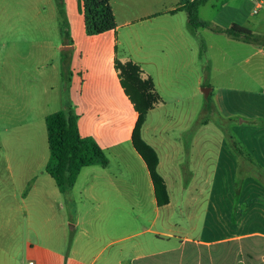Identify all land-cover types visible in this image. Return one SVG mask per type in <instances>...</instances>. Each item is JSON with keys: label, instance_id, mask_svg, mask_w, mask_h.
Wrapping results in <instances>:
<instances>
[{"label": "crops", "instance_id": "crops-1", "mask_svg": "<svg viewBox=\"0 0 264 264\" xmlns=\"http://www.w3.org/2000/svg\"><path fill=\"white\" fill-rule=\"evenodd\" d=\"M110 1L115 29L90 35L84 13L75 17L66 9L69 38L59 43L69 62V100L80 133L99 143L110 164L84 166L70 197L64 195L46 171V116L57 110H48L46 96L27 105L31 116L18 130L39 128L47 144L38 148L29 140L33 152L9 156V171L0 174L8 183L0 189V264H21L25 258L34 259L30 264H264V33L241 10L226 14L230 8L224 6L211 21L242 25L262 43L241 41L251 49L244 58L215 65L208 38L206 44L198 40L202 30L222 35L228 44L233 39L207 28L193 32L179 0ZM210 1L200 7L203 20L208 19L201 9ZM40 13L39 0H0V24L19 38L31 39ZM52 56L42 44L21 55L56 70ZM127 61L153 79L162 98L147 112L141 136L157 153V171L169 194L164 205L158 204L148 165L132 142L138 112L116 68ZM54 82L47 74L42 93L54 92ZM204 82L222 115L242 117L230 129L243 154L209 121L197 127L188 147L180 140L202 110ZM172 105L180 115L186 111L187 124L179 131L180 116ZM230 161L229 168L222 164Z\"/></svg>", "mask_w": 264, "mask_h": 264}, {"label": "rangeland", "instance_id": "rangeland-1", "mask_svg": "<svg viewBox=\"0 0 264 264\" xmlns=\"http://www.w3.org/2000/svg\"><path fill=\"white\" fill-rule=\"evenodd\" d=\"M51 1L52 2L50 6L47 0H39V6L42 9V13L33 19V32L31 39H26V37L19 38L16 33L12 32L8 25L5 23L0 24V174L8 173L9 169L7 165V159L9 156H15L16 158H19L24 157V155H29L31 152H33L34 148L29 140L36 142L38 148L39 146L44 147L45 143L47 144V138L46 136L42 137L40 133L41 130L39 128H37L36 131L33 128L26 133L23 130H18L19 124L23 123L20 122L28 119L31 116L27 109V105H38L42 103L41 97L46 96L50 102L48 110L53 112L55 110L64 108L69 101V83L67 82V77L70 78V69L65 70L63 68V61L66 59V57L63 50L59 46L60 41L65 37L61 32L60 26L61 12L57 0ZM262 1L263 6L258 9L257 13H254V5L250 0H211L201 9V14L204 18L211 21L218 10L223 9L224 6L230 8L225 10L226 14L231 12V8H235V11L241 10L242 13H245L251 22L256 21L260 32L264 33V0ZM213 5L215 7H213ZM66 9H70L72 16L74 15L76 17L78 11L83 13L82 1L70 0V4L68 6L67 0H64L63 10L65 15ZM213 23L216 24L215 22ZM67 28L68 25L66 29ZM188 28H190L189 25ZM201 30L202 29H200V31ZM202 31L203 32H201L199 35L198 40L202 39L204 41V37L208 38L209 43L212 44V48H210L209 51L210 59H213L215 65H218L219 63L240 60L248 54L247 51L251 50L249 48V44H244L242 43L243 41L238 42L239 40L233 39L231 40V43L228 44L226 42L227 38L223 37L222 35L216 36L211 32L206 35V30L203 29ZM215 37H219V39L216 40ZM204 42L206 44L207 40ZM41 44L42 47L45 45L48 46L50 54L53 55L51 58L57 65L56 70H54L49 65L45 67L42 63L36 64L35 58L29 57L25 59L21 57L22 54L24 55L25 51H35L36 47ZM232 46H238V49L234 50L231 48ZM14 49L16 51H14ZM210 64L211 61L209 62V65ZM241 65L242 67L246 66L245 64ZM207 69L210 70V67ZM207 69L205 68L204 72ZM47 74L51 81L55 80L53 83V86H55V91L44 94L42 93V82ZM218 78L221 79V76ZM218 78L215 79L213 84L216 88L221 86V82ZM207 84L208 83L204 82L201 88L203 97L202 108L205 106L207 99L204 89L210 88V86ZM209 103L210 111L205 118L210 123L225 130L226 138L229 141L228 143L230 146H232L231 137H233L234 133L231 132V125L240 122L242 117L235 116L232 117V119H228L222 115L215 105L213 95L209 97ZM173 105L177 106V103ZM173 105L170 106V109L172 112H176L177 108H175ZM180 107L181 105L179 108ZM186 108L188 107L186 106ZM180 112H182L181 109H178V112H176V114L180 117L175 120V122H177L175 124V131H179L178 129L185 127L187 124L186 111L184 110V114L182 115L179 114ZM200 115L201 110L198 112L197 117L192 123L191 127L185 131V133H182L179 136L180 140L185 143L186 147L189 146L190 140L193 138V135L196 132L197 128H195V123ZM25 137H27V139ZM233 139L236 140L235 137ZM227 150L229 151L231 149L227 148ZM238 157L240 156L238 155ZM238 159L240 161V166H243L242 162L244 160L242 158ZM187 160L188 154L185 157V161ZM229 163L222 164L226 168L233 166L231 161ZM184 164L183 166H185ZM246 169L247 166H244V168L242 167L239 169V172L243 174L247 171ZM241 182L243 183V187L245 184L247 185V181ZM5 188H8V183L6 178L2 176V180H0V189ZM30 260L34 261V259H22L21 264H30Z\"/></svg>", "mask_w": 264, "mask_h": 264}, {"label": "trees", "instance_id": "trees-1", "mask_svg": "<svg viewBox=\"0 0 264 264\" xmlns=\"http://www.w3.org/2000/svg\"><path fill=\"white\" fill-rule=\"evenodd\" d=\"M81 1L88 34H100L115 29L117 22L110 0ZM208 1L179 0L180 9L186 12L188 25L193 32L199 28H207L212 32L224 34L231 39L246 43H262L260 36L242 25L232 24L229 27H222L212 21L201 19L199 15L200 7ZM57 3L61 12V31L65 36L64 39H68L69 33L66 29L68 23L63 10L64 0H57ZM68 64V59H64L63 68L65 70H69ZM116 68L120 70L122 86L138 112V119L132 134V142L148 165L158 204H167L169 202V194L165 180L157 171V153L141 136V127L146 119L147 112L162 102V98L155 89L153 79L150 76L144 78L142 75L143 71L138 64L133 61L117 62ZM67 82L70 84V78L68 77ZM210 96L211 94L208 95L205 106L201 110V115L196 120L195 128L208 121L205 117L210 111ZM78 119L79 115L75 112L70 100L64 108L46 116L50 151L46 171L54 178L60 191L67 197H70L78 175L84 166L99 164L108 167L110 164L108 156L99 143L93 137L81 135ZM231 138L233 147L243 154L237 142L233 137ZM184 165V174L187 182V177L190 176L188 162L186 161Z\"/></svg>", "mask_w": 264, "mask_h": 264}, {"label": "built area", "instance_id": "built-area-1", "mask_svg": "<svg viewBox=\"0 0 264 264\" xmlns=\"http://www.w3.org/2000/svg\"><path fill=\"white\" fill-rule=\"evenodd\" d=\"M256 3V7L254 9V12H258V9L261 7L262 2L260 0H252Z\"/></svg>", "mask_w": 264, "mask_h": 264}, {"label": "water", "instance_id": "water-1", "mask_svg": "<svg viewBox=\"0 0 264 264\" xmlns=\"http://www.w3.org/2000/svg\"><path fill=\"white\" fill-rule=\"evenodd\" d=\"M209 90H210L209 88L204 89L206 97H208V95H209Z\"/></svg>", "mask_w": 264, "mask_h": 264}]
</instances>
